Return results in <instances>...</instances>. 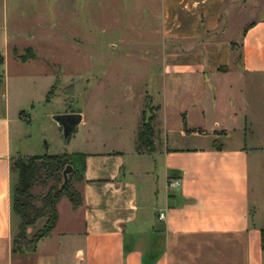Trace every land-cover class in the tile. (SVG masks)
<instances>
[{
  "label": "crops",
  "instance_id": "obj_1",
  "mask_svg": "<svg viewBox=\"0 0 264 264\" xmlns=\"http://www.w3.org/2000/svg\"><path fill=\"white\" fill-rule=\"evenodd\" d=\"M116 1L138 11V19L147 17L141 24L154 38L142 59L159 66L173 91L182 92L185 128L179 136L202 142L173 146L166 140L159 151L154 144L152 153L138 155L139 161L158 155L162 163L160 188L142 199L121 152L87 153L82 205L70 210L64 226L58 213L55 228L33 253L14 254L20 221L12 212L17 175L10 163L34 155L22 153L23 122L29 120L20 117L23 106L7 99L4 77L0 264H264V0L253 10L243 7L239 22L237 0ZM46 81L50 87L52 80ZM29 90L22 105L45 101L43 92L31 100ZM44 225L39 220L26 236Z\"/></svg>",
  "mask_w": 264,
  "mask_h": 264
},
{
  "label": "rangeland",
  "instance_id": "obj_2",
  "mask_svg": "<svg viewBox=\"0 0 264 264\" xmlns=\"http://www.w3.org/2000/svg\"><path fill=\"white\" fill-rule=\"evenodd\" d=\"M258 2L237 0L240 11L233 13L234 18L239 22L245 16L243 7L252 9ZM137 14L131 7H120L116 0H0V97L6 77L7 99L23 106L20 117L29 120L23 122V154L119 151L125 169L134 168L133 179L142 199L147 190L160 188L162 163L158 155L138 160L141 153L136 152L134 142L140 118L148 120L156 114L153 142L157 151L166 140L173 146H186L202 139L179 136L185 128L182 92L173 91L174 85L160 73L159 66H150L142 59L151 51L149 41L154 37L150 28L142 27L147 17L138 19ZM234 18L230 14L229 20ZM235 31L240 34V28ZM5 39L9 41L7 46ZM20 77H28L30 82L20 85ZM49 78L50 87L44 82ZM26 87L31 100L42 98L43 92L45 101L22 105ZM65 114L82 116V123L67 141L52 120ZM213 117L211 113L207 119ZM141 150L147 155L145 149ZM142 170L147 172V179H140ZM71 186L80 193L81 183L75 178ZM45 193L41 188L33 191L36 196ZM78 208L73 209L66 198L59 201L61 226L70 210ZM37 229L27 238L41 230Z\"/></svg>",
  "mask_w": 264,
  "mask_h": 264
},
{
  "label": "trees",
  "instance_id": "obj_3",
  "mask_svg": "<svg viewBox=\"0 0 264 264\" xmlns=\"http://www.w3.org/2000/svg\"><path fill=\"white\" fill-rule=\"evenodd\" d=\"M156 110L157 108L154 109ZM155 117L156 114L153 113L148 120L140 118L134 142L137 153L142 154L141 149H145L147 154L154 151ZM86 158L87 155L84 153H64L11 160V171L17 175V182L11 190L12 212L20 221L13 240L14 254L33 253L36 245L49 236L56 226L57 204L62 198H66L73 209L82 205L81 194L71 186V181L75 178L76 182L84 183ZM67 166L72 167V172L68 175L67 183L63 185L62 172ZM38 188L45 189L46 193L41 196L34 195L33 191ZM42 219L45 220L44 227L31 238H27V228L35 226ZM262 248L264 249V232Z\"/></svg>",
  "mask_w": 264,
  "mask_h": 264
},
{
  "label": "water",
  "instance_id": "obj_4",
  "mask_svg": "<svg viewBox=\"0 0 264 264\" xmlns=\"http://www.w3.org/2000/svg\"><path fill=\"white\" fill-rule=\"evenodd\" d=\"M53 122L61 129L65 141L73 131L82 123L81 114L55 115L52 117ZM72 172V167L67 166L62 172L63 185L68 181V175Z\"/></svg>",
  "mask_w": 264,
  "mask_h": 264
},
{
  "label": "built area",
  "instance_id": "obj_5",
  "mask_svg": "<svg viewBox=\"0 0 264 264\" xmlns=\"http://www.w3.org/2000/svg\"><path fill=\"white\" fill-rule=\"evenodd\" d=\"M174 184L177 185V182H175ZM161 218H162V216H161Z\"/></svg>",
  "mask_w": 264,
  "mask_h": 264
}]
</instances>
